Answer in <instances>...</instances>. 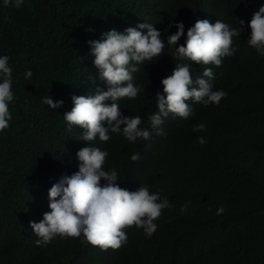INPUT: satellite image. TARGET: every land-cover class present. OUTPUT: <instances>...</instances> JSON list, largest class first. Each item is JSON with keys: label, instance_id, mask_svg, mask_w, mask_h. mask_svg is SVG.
Segmentation results:
<instances>
[{"label": "trees", "instance_id": "1", "mask_svg": "<svg viewBox=\"0 0 264 264\" xmlns=\"http://www.w3.org/2000/svg\"><path fill=\"white\" fill-rule=\"evenodd\" d=\"M261 6L264 0H24L17 9L0 0V56L9 57L15 97L9 127L0 131V264H264V56L247 43L248 23ZM198 19L237 29L244 21L233 37L237 51L219 67L177 60L167 46L176 23L185 25L179 47ZM145 22L161 31L166 47L134 74L143 87L137 97L117 102L124 116H141L151 138L132 143L111 133L107 142L83 141L84 129L70 128L63 115L74 106L72 96L106 90L88 41ZM180 63L192 65L193 80L211 67L213 90L227 95L207 107L186 101L194 115L170 113L159 126L165 135H157L148 116L158 112L162 79ZM28 70L33 75L25 79ZM46 95L63 106L52 110L42 103ZM200 123L206 131H193ZM92 146L108 152L105 171H118L121 188L146 185L174 208L162 210L150 238L126 227L127 243L117 250H101L83 235L37 246L30 222L50 211L49 189L78 171L77 152Z\"/></svg>", "mask_w": 264, "mask_h": 264}, {"label": "clouds", "instance_id": "2", "mask_svg": "<svg viewBox=\"0 0 264 264\" xmlns=\"http://www.w3.org/2000/svg\"><path fill=\"white\" fill-rule=\"evenodd\" d=\"M3 2L5 7L19 9L24 0ZM239 24L237 29L221 20L211 23L208 19H198L188 28L185 43L176 47L185 35V25L178 22L175 24L177 31L167 37V46L175 48L177 60L187 58L196 64L219 67L223 58L233 56L237 51L232 47L233 37L241 35L244 21H239ZM248 27L251 29L248 45L264 56V6L253 14ZM145 29L146 33L141 31ZM88 45L90 54L94 56L93 64L98 69V78L106 85V90L97 87L93 95L72 96L74 106L63 115L69 127L84 129L82 140L87 142L94 141L97 136L100 141L107 142L111 133L122 134L132 143L138 138L150 139L149 129L140 127L141 116H124L117 101L124 97L134 99L143 90L136 84L134 74L140 71V65L145 61L161 56L166 47L161 31L145 22L127 27L123 33L110 30L98 40H89ZM191 67L189 63L177 64L172 74L162 79L163 94H156L158 112L148 116L151 127L157 129V135H165L159 126L170 113L183 119L194 115L186 101L191 99L207 107L209 104L219 105L226 97L225 91L213 90L211 80L214 72L211 67H206L203 75L195 80ZM12 71L9 57L0 56V131L8 128L12 119L9 110V104L15 98ZM32 75L30 70L24 74L25 79ZM42 103L55 110L64 102H54L46 95ZM193 131H206V126L200 123L193 127ZM197 140L201 145L206 143L203 137ZM76 156L78 171L62 175L52 185L48 191L50 211L43 214L40 222H30L35 235L40 238L35 241L37 246L50 243L57 235L62 238L83 235L87 243L101 250H117L127 243L126 227L135 225L142 228L150 238L157 230L154 221L162 215V210L174 208L167 197L162 199L158 192H150L146 185L135 191L121 188L117 182L118 171L114 168L105 171L107 151L96 146L84 147ZM139 159L138 153L131 155L132 161ZM186 210L187 204L182 205L181 214ZM224 211L223 206H218L215 214L222 215Z\"/></svg>", "mask_w": 264, "mask_h": 264}]
</instances>
